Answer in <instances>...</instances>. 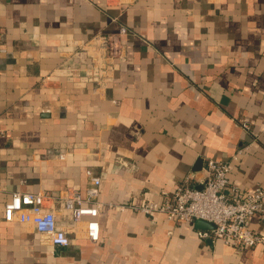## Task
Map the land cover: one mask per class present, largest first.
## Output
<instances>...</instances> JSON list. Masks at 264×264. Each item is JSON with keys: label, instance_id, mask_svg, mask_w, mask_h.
Instances as JSON below:
<instances>
[{"label": "crops", "instance_id": "obj_1", "mask_svg": "<svg viewBox=\"0 0 264 264\" xmlns=\"http://www.w3.org/2000/svg\"><path fill=\"white\" fill-rule=\"evenodd\" d=\"M98 35L119 54L96 80ZM0 130V264H264V244L136 210L187 176L200 187L210 159L241 191L264 186V0H0ZM87 170L98 241L57 199L68 246L4 218L16 191L84 192ZM251 226L264 236L261 215Z\"/></svg>", "mask_w": 264, "mask_h": 264}, {"label": "built area", "instance_id": "obj_2", "mask_svg": "<svg viewBox=\"0 0 264 264\" xmlns=\"http://www.w3.org/2000/svg\"><path fill=\"white\" fill-rule=\"evenodd\" d=\"M126 32V27H122L120 33ZM95 40L99 46L97 49L101 62H94L93 71L90 72L97 80L110 66L106 64L105 58L118 56L119 50L116 51L112 46L117 40L114 36L98 35ZM97 55L98 53L96 57ZM1 132L0 130V134ZM230 172V163L210 159L207 163V177L201 188L194 187L191 176H187L173 193L164 192L159 201L147 199L136 210L148 216L162 213L177 222L195 223L197 219L212 222L216 227L210 230L199 229V236L212 237L240 250L264 244V236L251 226V218L255 214L264 219V186L257 185L253 190L243 192L231 183ZM87 175L90 177V185L86 190L82 192L74 189L69 196L58 197L41 191L14 192L5 204L4 218L7 221L31 222L41 241L68 246L71 243L70 231L59 226L54 209L45 207L46 201L57 199L64 201L65 207L72 211L76 223L87 218V236L92 241H98L102 179L91 170H87ZM119 208L125 210L127 206L121 205Z\"/></svg>", "mask_w": 264, "mask_h": 264}, {"label": "water", "instance_id": "obj_3", "mask_svg": "<svg viewBox=\"0 0 264 264\" xmlns=\"http://www.w3.org/2000/svg\"><path fill=\"white\" fill-rule=\"evenodd\" d=\"M201 187H202V185L200 186V188ZM195 225L197 228L203 229V230H210V229H214L216 227L214 223L203 220V219H197L195 221Z\"/></svg>", "mask_w": 264, "mask_h": 264}]
</instances>
